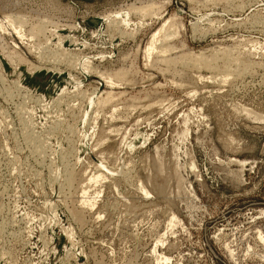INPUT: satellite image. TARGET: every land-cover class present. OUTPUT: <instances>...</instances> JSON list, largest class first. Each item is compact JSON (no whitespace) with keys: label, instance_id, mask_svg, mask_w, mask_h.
I'll return each mask as SVG.
<instances>
[{"label":"rangeland","instance_id":"374dc122","mask_svg":"<svg viewBox=\"0 0 264 264\" xmlns=\"http://www.w3.org/2000/svg\"><path fill=\"white\" fill-rule=\"evenodd\" d=\"M0 264H264V0H0Z\"/></svg>","mask_w":264,"mask_h":264},{"label":"bare ground","instance_id":"6f19581e","mask_svg":"<svg viewBox=\"0 0 264 264\" xmlns=\"http://www.w3.org/2000/svg\"><path fill=\"white\" fill-rule=\"evenodd\" d=\"M151 5H152V4H148V6H150V7H151ZM129 6H130V7L128 8L129 11H136V12L143 13V12H149V10H150V7H147V6H146V7H136L135 4H131V5H129ZM150 11H151V10H150ZM7 17H12V16L8 15ZM21 18H22V17H21ZM41 18H42V17H41ZM51 19H52V18H51ZM12 21L14 22L13 19H12ZM50 21H51V20H50ZM114 21H116V20L114 19ZM54 23H55V22H54ZM15 25H16V24H15ZM17 25H18V24H17ZM20 25H21V23H20ZM21 26H22V25H21ZM14 27H15V26H14ZM113 27H114V26H113ZM17 28H18V27H17ZM31 28H32V27H31ZM20 29H23V28H19V29H17V32H18V33L20 32V31H19ZM24 29H25V28H24ZM48 29H49V28H48ZM163 29H164V28H163ZM15 30H16V27H15ZM34 30H35V28H34ZM23 32H24V31H23ZM32 32H33V30H32ZM38 32H39V31H38ZM42 32H43V31H42ZM55 32H56V31H55ZM36 33H37V32H36ZM20 34H21V33H20ZM55 34H56V33H55ZM23 35H24V34H23ZM35 35L38 36V34H35ZM57 35H58V34H57ZM157 35H158V34H154V35H152L151 41H150V43H149V45H148V47H147V49H146L147 52H148L147 54L153 53V51H155L156 49L159 48V46H157V41L162 40V39H163V40H164V39H167V40H168V35L170 36L171 34H168V33L165 34V33H164V34H162V35H160V36H157ZM21 36H22V35H21ZM24 37H25V36H24ZM35 37H36V36H35ZM19 38H20V37H19ZM21 39H22V37H21ZM43 39H44V38H43ZM41 40H42V39H41ZM61 40H62V39H61ZM167 40H166V41H167ZM22 41H23V40H22ZM31 41H32V40H31ZM43 41H44V40H43ZM38 42H39V40H38ZM48 42H49V41H48ZM48 42H46V43H48ZM39 43H40V42H39ZM165 43H166V42H165ZM165 43H163V44H165ZM31 44H32V42H31ZM57 44H58V43H57ZM158 44H159V43H158ZM167 44H168V43H167ZM60 45H61V43H60ZM165 45H166V44H165ZM32 46H33V45H32ZM42 46H43V45H42ZM48 46H49V45H48ZM52 46H53V45H52ZM167 46H168V45H166V47H167ZM35 47H36V46H35ZM162 47H163V46H162ZM162 47H160V48H162ZM39 48H40V47H39ZM51 48H52V47H51ZM168 48H169V47H168ZM33 49H34V48H33ZM59 49H60V48H59ZM62 49H63V48H62ZM166 49H167V48H162L161 51H163V54H164V51H167ZM3 50H4V49H3ZM11 50H12V48H11ZM35 50H36V49H35ZM37 50H38V49H37ZM53 50H54V49H53ZM68 50H69V49H68ZM169 50H170V49H169ZM16 51H17V50H16ZM10 52H11V51H10ZM46 52H47V51H46ZM48 52H49V50H48ZM175 52H176V51H175ZM13 53H14V52H13ZM19 53H20V52H19ZM35 53H37V52H35ZM71 53H72V51H71ZM71 53H70V54H71ZM156 53H157V52H156ZM10 54H12V53H10ZM10 54H9V55H10ZM14 54H15V53H14ZM40 54H41V53H40ZM50 54H51V53H50ZM61 54H62V53H61ZM176 54H177V53H176ZM5 55H7V54H5ZM9 55H8V56H9ZM17 55H18V54H16V56H17ZM75 55H76V54H75ZM16 56H15V57H16ZM36 56H37V54H36ZM39 56H40V55H39ZM64 56H65V55H64ZM148 56H149V55H148ZM172 56H173V55H172ZM200 56H201V55H200ZM75 57H76V56H75ZM201 57H203V56H201ZM17 58H18V57H17ZM25 58H26V57H25ZM39 58H40V57H39ZM39 58H38V59H39ZM42 58H43V56H42ZM73 58H74V57H73ZM165 58H166V56H165ZM203 58H204V57H203ZM11 59H12V58H11ZM44 59H45V58H44ZM48 59H49V58H48ZM218 59H219V58H218ZM7 60H8V59H7ZM9 60H10V59H9ZM53 60H54V59H53ZM71 60H72V59H71ZM86 60H87V59H86ZM169 60H170V59H169ZM27 61H28V60H27ZM161 61H162V60H161ZM166 61H167V60H166ZM198 61H199V59H198ZM208 61H209V62H208ZM208 61H207L206 59H203V60H202V63H204V64L207 65V66L210 65V67H211V66L213 65V64H212L213 62H210V60H208ZM24 62H26V61H24ZM62 62H63V61H62ZM71 62H72V61H71ZM84 63H85V62H84ZM87 63H89V62H87ZM75 64H76V63H75ZM200 64H201V63H200ZM43 65H44V64H43ZM67 65H69V64H67ZM201 65H202V64H201ZM30 66H31V65H30ZM216 66H217V65H216ZM248 66H249V65H248ZM88 67H89V66H88ZM93 67H94V66H93ZM208 67H209V66H208ZM212 67H213V66H212ZM14 68H15V65H14ZM84 68H85V67H84ZM58 69H59V68H58ZM58 69H57V70H58ZM28 70H29V68H28ZM99 71H100V70H99ZM99 71H98V72H99ZM96 72H97V70H96ZM98 72H97V74H99ZM100 72H101V71H100ZM106 72H107V71H106ZM226 72H227V71H226ZM100 74H101V73H100ZM104 74H105V73H104ZM111 75H112V74H111ZM111 75H110V76H111ZM234 75H235V74H234ZM239 75H240V74H239ZM2 76H3V75H2ZM102 76H103V73H102ZM107 76H108V75L105 76V78H106V80H107V83H110V84H111L114 80H113V79L111 80L112 77H110V76L107 77ZM113 77H115V76H113ZM103 78H104V77H103ZM73 79H74V78H73ZM114 79H115V78H114ZM106 80H105V81H106ZM116 80H117V79H116ZM116 80H115V81H116ZM111 81H112V82H111ZM15 83H16V82H15ZM19 84H20V83H19ZM104 85H105V84H104ZM107 86H108V85H107ZM18 87H19V86H18ZM96 89H97V88H96ZM25 90H26V89H25ZM76 90H77V89H76ZM102 90H103V89H102ZM109 90H110V89H109ZM26 91H27V90H26ZM110 94H111L110 92L107 93V95H109L108 98L111 97ZM35 95H36V94H35ZM69 95H70V94H69ZM105 95H106V94H105ZM105 95H104V96H105ZM58 96H59V95H58ZM113 96H114V95H113ZM99 98H100V97H99ZM101 98H102V96H101ZM104 98H105V97H104ZM55 99H56V98H55ZM61 99H62V98H61ZM102 99H103V98H102ZM110 99H111V98H110ZM110 99H109V100H110ZM81 100H82V99H81ZM106 101H107V100H106ZM110 101H111V100H110ZM104 102H105V101H104ZM108 102H109V101H108ZM99 108H100V107H99ZM94 109H95V108H94ZM97 110H98V109H97ZM63 154H64V153H63ZM97 177H98V176H97ZM68 179H69V178H68ZM57 183H59V182H57ZM68 184H69V183H68ZM166 259H167V258H166ZM166 259H165V260H166Z\"/></svg>","mask_w":264,"mask_h":264}]
</instances>
